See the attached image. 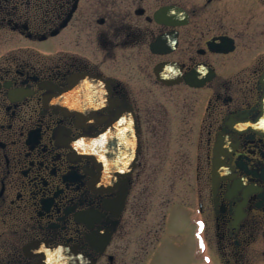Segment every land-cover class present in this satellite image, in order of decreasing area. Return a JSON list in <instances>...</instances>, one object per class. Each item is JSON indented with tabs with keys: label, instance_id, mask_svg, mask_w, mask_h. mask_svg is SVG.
<instances>
[{
	"label": "flooded vegetation",
	"instance_id": "obj_1",
	"mask_svg": "<svg viewBox=\"0 0 264 264\" xmlns=\"http://www.w3.org/2000/svg\"><path fill=\"white\" fill-rule=\"evenodd\" d=\"M263 9L0 0V264L136 261L127 214L150 175L184 182L212 264H264Z\"/></svg>",
	"mask_w": 264,
	"mask_h": 264
},
{
	"label": "rangeland",
	"instance_id": "obj_2",
	"mask_svg": "<svg viewBox=\"0 0 264 264\" xmlns=\"http://www.w3.org/2000/svg\"><path fill=\"white\" fill-rule=\"evenodd\" d=\"M260 13L262 14L260 26L264 28V9ZM164 160L171 163V165L173 164L174 169H177L179 159L173 158L169 151V145L165 146L160 162L163 163ZM178 172V170H173L172 183L180 177L187 182V177H191L196 181V175H192L193 169L187 172L190 173L189 176ZM167 177L169 178V176ZM149 178L151 181L147 186H142V189L148 188L147 194L140 193L138 192L140 190L137 189L138 191L134 190V195L132 194L130 197V202H133L135 209L138 206L141 208L138 217L134 216L135 213L130 208L127 214L130 217L132 215L130 211L133 212V221H129L131 224L128 225L130 229H127L129 234L126 236L125 246H130V253L133 254L136 261H131L129 256V260L125 264L140 263L138 260L144 258V256L136 255L133 251V249L140 247L153 249L149 260L145 262L146 259H142L144 264H204L207 259L204 257L202 250V233H200L199 228L194 226V219L196 218L193 212L194 206L192 208L185 206L187 205L186 199L184 203L181 194L184 182H177L174 185L173 193L170 194V189L164 184L156 183L154 180L156 176L150 175ZM174 196L175 206L168 207L166 199L171 201V197ZM210 233H213L210 234V237L214 243V232L210 231ZM122 241H117L115 249H121L124 245ZM115 253L117 255L118 252Z\"/></svg>",
	"mask_w": 264,
	"mask_h": 264
},
{
	"label": "bare ground",
	"instance_id": "obj_3",
	"mask_svg": "<svg viewBox=\"0 0 264 264\" xmlns=\"http://www.w3.org/2000/svg\"><path fill=\"white\" fill-rule=\"evenodd\" d=\"M126 155H128V153H127V150L123 152L124 164H126V163H127V161H128V159H127V156H126Z\"/></svg>",
	"mask_w": 264,
	"mask_h": 264
}]
</instances>
